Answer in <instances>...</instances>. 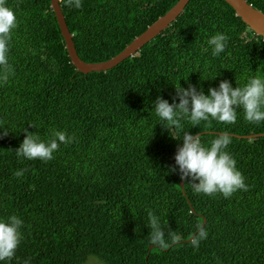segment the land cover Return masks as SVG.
Masks as SVG:
<instances>
[{"label": "trees", "instance_id": "1", "mask_svg": "<svg viewBox=\"0 0 264 264\" xmlns=\"http://www.w3.org/2000/svg\"><path fill=\"white\" fill-rule=\"evenodd\" d=\"M177 2L81 0L76 9L59 0L87 63L119 54ZM247 2L264 12V0ZM5 3L18 25L6 52L11 72L0 79V126L10 131L0 135V217L23 223L14 256L0 264H85L90 256L102 264H264V121L249 123L240 109L232 124L210 119L192 127L185 119L174 140L151 110L157 95L171 102L173 84L202 85L206 93L223 79L235 87L264 78L262 36L225 0H189L132 57L83 73L68 55L51 0ZM216 32L229 39L213 57L203 49ZM23 128L42 139L63 130L73 141L48 161L18 158ZM186 131L205 146L228 133L227 151L247 190L224 198L196 193L187 180L182 187L169 166ZM149 211L164 226L165 247L150 241ZM197 225L205 238L198 239Z\"/></svg>", "mask_w": 264, "mask_h": 264}, {"label": "clouds", "instance_id": "2", "mask_svg": "<svg viewBox=\"0 0 264 264\" xmlns=\"http://www.w3.org/2000/svg\"><path fill=\"white\" fill-rule=\"evenodd\" d=\"M65 3L76 9L81 7V0H65ZM17 25L16 12L7 6L5 0H0V65L6 66L5 74L0 77L3 80H6L11 72L10 66H7L6 52L10 34ZM228 39L225 33L216 32L207 38V47L203 51L210 50L213 57L218 56L224 52ZM173 85L175 95L171 102L157 95L155 100L151 101V110L162 122L159 124L174 140L177 139L173 130L180 129L181 121L185 119L192 127L210 119L232 124L237 119V109H240L245 121L254 124L264 121V78L259 75L249 76L243 85L237 84L235 87L227 79L220 80L217 86L208 87L206 93L202 85L189 83L186 88L180 84L178 87L176 84ZM8 132H10L8 127L0 126V135H7ZM22 132L24 138L15 154L18 158L28 160H51L61 144L73 141V136L63 130L52 129L45 139L27 128H23ZM179 141L182 143L177 146L173 157L174 163L169 166V170L177 173L180 180H187V184L194 192L205 195L220 193L224 198H228L237 190H247L244 176L236 167L234 157L227 151L231 143V136L228 133L219 134L207 146L201 143L198 134L189 131L184 132ZM22 173L23 170H17L13 175L19 177ZM22 223L16 215L0 217V262L14 256L22 239ZM145 225L151 230L149 234L151 243L165 247L164 226L151 211L148 212V221ZM197 229L198 239L205 238V230L199 225ZM192 243L195 246L197 239L194 238Z\"/></svg>", "mask_w": 264, "mask_h": 264}, {"label": "water", "instance_id": "3", "mask_svg": "<svg viewBox=\"0 0 264 264\" xmlns=\"http://www.w3.org/2000/svg\"><path fill=\"white\" fill-rule=\"evenodd\" d=\"M225 1L256 35H260L264 39V12L254 8L247 0ZM188 2L189 0H178V2L164 15L160 16L155 22L149 25L145 31L136 36L119 54L108 60L97 63H87L78 55L59 0H51V7L57 18L72 63L78 71L88 73L92 71H105L119 64L121 61L132 57L135 53L140 51L147 42L169 27L181 15ZM259 135H264V133ZM247 137L251 138L252 135ZM183 185L184 181H181V186L183 187Z\"/></svg>", "mask_w": 264, "mask_h": 264}, {"label": "rangeland", "instance_id": "4", "mask_svg": "<svg viewBox=\"0 0 264 264\" xmlns=\"http://www.w3.org/2000/svg\"><path fill=\"white\" fill-rule=\"evenodd\" d=\"M85 264H102L101 260L95 256H90Z\"/></svg>", "mask_w": 264, "mask_h": 264}]
</instances>
